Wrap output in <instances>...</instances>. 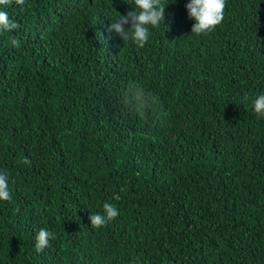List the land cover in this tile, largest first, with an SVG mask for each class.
Wrapping results in <instances>:
<instances>
[{"label": "trees", "instance_id": "1", "mask_svg": "<svg viewBox=\"0 0 264 264\" xmlns=\"http://www.w3.org/2000/svg\"><path fill=\"white\" fill-rule=\"evenodd\" d=\"M162 2L142 48L109 30L134 0L0 5L20 25L0 32V264H264V0L201 35L189 0ZM132 81L155 110L125 105Z\"/></svg>", "mask_w": 264, "mask_h": 264}, {"label": "clouds", "instance_id": "2", "mask_svg": "<svg viewBox=\"0 0 264 264\" xmlns=\"http://www.w3.org/2000/svg\"><path fill=\"white\" fill-rule=\"evenodd\" d=\"M13 2L21 7L26 0H0V5H12ZM132 2V0H126ZM175 2V0H173ZM168 3L162 0H134L135 9L128 10L126 14H119L111 23L109 30L114 31L124 41L131 39L138 47H144L151 35L149 26L158 27L165 19V7ZM188 17L195 22L191 27V33L196 35L208 34L215 30L223 20L227 7V0H189L185 5ZM128 25V27H125ZM20 27L19 23L9 18L5 10H0V32H10ZM12 45L19 48L20 42L12 39ZM249 99L245 94L244 100ZM124 103L137 114L143 115L149 110H155L160 104L159 97L147 91L135 81L128 84L124 92ZM253 110L258 117H264V93L259 94L252 101ZM30 165L31 161L25 157L22 161ZM123 190V189H122ZM11 189L9 187V173L6 169H0V201H11ZM120 199L119 195L115 196ZM119 215L117 206L105 202L102 213H90L91 227L100 228L106 226ZM55 234L47 228H40L35 236V249L42 252L49 246V240L55 239ZM132 264H140V258L135 257Z\"/></svg>", "mask_w": 264, "mask_h": 264}]
</instances>
